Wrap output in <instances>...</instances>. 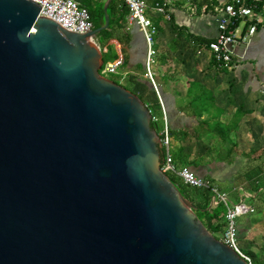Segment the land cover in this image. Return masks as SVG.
I'll return each mask as SVG.
<instances>
[{
  "label": "water",
  "instance_id": "obj_1",
  "mask_svg": "<svg viewBox=\"0 0 264 264\" xmlns=\"http://www.w3.org/2000/svg\"><path fill=\"white\" fill-rule=\"evenodd\" d=\"M0 0V264H246L160 170L148 107L93 41Z\"/></svg>",
  "mask_w": 264,
  "mask_h": 264
},
{
  "label": "crops",
  "instance_id": "obj_2",
  "mask_svg": "<svg viewBox=\"0 0 264 264\" xmlns=\"http://www.w3.org/2000/svg\"><path fill=\"white\" fill-rule=\"evenodd\" d=\"M79 1L83 5L88 4L95 12L103 13L98 28L105 27V16L108 17V25L110 19L115 24L122 18L113 27L117 32L104 46L100 45L99 34L93 41L102 54H109L112 49V60H108L105 65L120 62L114 73L119 83L126 82L128 90L136 95L144 94L141 96L147 106L159 111L162 124L164 112L166 123L173 129H176L173 126L181 129L195 125L193 118L179 111L200 94L212 99L210 110L223 111L221 119L226 122L228 117L223 116L227 113L225 110H237L242 116L250 113H243L244 107L258 111L262 109L264 24L257 28L248 42H240L234 47L231 69L217 68L209 47L198 48L194 41L186 39V35H190L213 41L218 33L217 18L223 5L231 0H143L147 7L146 16L156 29L153 45L155 53L150 66L156 89L147 76L144 78L147 74V44L141 29L128 23L126 7L118 0ZM163 4L164 14L158 13L156 7ZM100 6L101 10L97 11ZM132 78L143 83L139 89L141 93L134 90ZM239 119L236 124L240 122Z\"/></svg>",
  "mask_w": 264,
  "mask_h": 264
},
{
  "label": "built area",
  "instance_id": "obj_3",
  "mask_svg": "<svg viewBox=\"0 0 264 264\" xmlns=\"http://www.w3.org/2000/svg\"><path fill=\"white\" fill-rule=\"evenodd\" d=\"M36 4L40 10L38 16L49 19L54 23L70 30L74 34H88L93 30L86 8L79 6L78 0H29ZM128 11V23L137 25L143 32L147 48L146 76L151 80L153 87L156 86L152 79L151 64L154 55L153 45L156 29L146 16V4L143 0H118ZM164 5L157 6L156 11L164 14ZM240 20L239 25L234 23ZM246 21L254 22L244 28ZM264 24V5L261 8L257 4H245V0H232L223 5L220 16L217 18V35L209 44L212 52L213 61L217 68L230 69L232 66L233 49L238 43L248 42L256 33L255 24ZM120 62L105 65L101 74H114ZM163 112V111H162ZM163 129L158 134L162 161L160 170L166 176H173L186 186L195 189H208L211 194L210 204L217 205L222 203L225 207V227L221 234L220 241L231 248L246 264H252L251 258L244 254L238 247V226L237 219L247 215L253 210L241 201L232 203L228 196L220 193L219 190L211 185L208 180L199 178L188 168H178L173 162L170 153V143L168 135V125L163 112ZM155 117L151 121H156Z\"/></svg>",
  "mask_w": 264,
  "mask_h": 264
},
{
  "label": "rangeland",
  "instance_id": "obj_4",
  "mask_svg": "<svg viewBox=\"0 0 264 264\" xmlns=\"http://www.w3.org/2000/svg\"><path fill=\"white\" fill-rule=\"evenodd\" d=\"M111 53H113L112 49L109 54H102L104 62L112 60ZM104 76L119 83L114 74ZM144 78L146 79V74ZM132 80L134 90L141 93L139 89L143 83L135 78ZM119 84L128 88L126 82ZM247 111L250 113L241 116L237 110H225L227 113L223 116L228 117L225 125L233 130L229 140L222 142L216 135L205 134L200 139H191L184 147L185 151L191 157L197 158L196 161L200 163L198 168L192 169L197 177L212 180L213 186L220 193L226 194L232 203L241 201L253 210L237 219L238 247L258 262L264 260V191L253 193L246 177L256 166L264 168V105L259 111L244 107L243 113ZM215 112L216 110H211L210 115ZM157 119L160 121V114L157 115ZM238 119L240 122L236 124ZM173 127L178 129L177 126ZM232 142L236 144V148L230 152ZM236 197L238 202L235 201ZM212 206L215 205H209Z\"/></svg>",
  "mask_w": 264,
  "mask_h": 264
},
{
  "label": "trees",
  "instance_id": "obj_5",
  "mask_svg": "<svg viewBox=\"0 0 264 264\" xmlns=\"http://www.w3.org/2000/svg\"><path fill=\"white\" fill-rule=\"evenodd\" d=\"M81 2L82 1L78 0L79 6L86 8V10L88 11L90 20L93 24V29L98 28L101 25L100 21L103 20L102 19L103 13L101 11L95 12L94 10H91V8L88 7V4L83 5ZM245 4H257L258 7L261 8L262 10V6L264 5V0H245ZM99 10H101V6L98 8L97 11ZM120 20H117L116 23H119ZM240 23L241 21L237 20L234 23V25H239ZM251 23L254 22L246 21L244 23V28L248 27ZM115 24L110 19L108 27L99 33L100 44L102 46H104V44H106V42H108L117 32L113 28ZM255 26L256 28H258L261 26V23H257L255 24ZM180 36L181 34H179V37ZM186 39L188 41L191 40L194 41V43H196L198 48H204V49H208L209 43L212 42V41H204L190 35H186ZM105 64L106 62L103 61V67L105 66ZM122 87L125 88L124 86ZM125 89L128 90V88ZM137 97L147 106L146 101L141 95H137ZM212 102L213 101L209 96H204L200 94L194 97L193 100L190 102V104H187L184 107L185 109H182V111L179 112H182L187 117L193 118L196 124L189 128H181V129H173L170 126H168L170 153L176 167L178 166L179 168H188L190 170L193 168H198L200 163L196 161L197 158L191 157V155L188 154L187 151H185V147H184L191 139L193 138L200 139L201 136L205 134L216 135L218 136L219 141L222 142H225L226 140L230 139L229 136L231 133V129L225 125L226 120L222 121L221 119L223 111L217 109L215 114L210 115V111H211L210 105L212 104ZM147 107L150 110L152 117L156 118V116L160 114L159 111H156L150 108L149 106ZM151 126L153 129H155L157 134H159L160 131H162L163 129V124L158 119L156 121H151ZM235 148H236V144L232 142L230 146V152H233ZM160 152H161V161H162L163 151L160 150ZM169 179L174 185H176L179 193L194 206L195 208L194 214L196 215L197 219L203 224V226L213 237L219 240L221 238V234L225 227L224 205L222 203H219L216 206L209 207L211 194L208 189L191 188L181 183L178 179H174L173 177H169ZM246 179L251 187V190H253V193L256 194L261 190L264 191L263 167L256 166L251 172H248ZM209 183L211 185H214L212 180H210ZM236 198L235 201L238 202L239 200L238 198L237 199ZM243 253L246 254L245 251ZM251 260H252V264H264V260L258 262L254 261L252 258Z\"/></svg>",
  "mask_w": 264,
  "mask_h": 264
}]
</instances>
